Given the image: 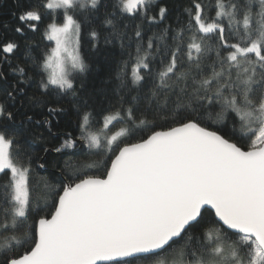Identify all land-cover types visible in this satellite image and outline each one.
<instances>
[{
  "label": "snow or ice",
  "instance_id": "1",
  "mask_svg": "<svg viewBox=\"0 0 264 264\" xmlns=\"http://www.w3.org/2000/svg\"><path fill=\"white\" fill-rule=\"evenodd\" d=\"M18 6L21 11L13 15L21 22H40L42 14H55L47 35L56 47L43 63L41 97L32 98L37 106L46 105L43 97L53 91L75 93L77 75L87 68L79 51L82 25L102 7L103 22L113 30L116 11L149 23L163 21L168 13L158 0L107 5L103 0H18ZM214 7L215 15L206 18L202 4L195 3L194 12L184 9L187 23L178 31L171 33V26L163 30L159 39L171 35L172 44L156 48L158 63L164 65L157 72L158 83L149 87L146 79L155 56L150 60L145 54L137 61L131 74L135 87L128 82L127 62L122 65L116 77L117 103L102 117L111 153L104 171L65 177L47 211L39 206V197L33 200L31 164L16 162L14 138L0 131V175L8 177L0 183V264H163L151 258L171 248L175 238L184 241L180 264H264V0H215ZM154 9L156 15H150ZM28 27L35 30V24ZM14 31L23 33L21 27ZM89 35L100 37L95 29ZM135 37L139 53L145 34L138 25ZM115 38L110 31L105 43ZM205 41L219 47L213 51ZM154 43L148 37L146 47L153 49ZM18 50L15 41L0 45V80H7L4 64L25 77L6 91L10 99L29 79L27 66H12L10 57ZM48 111L54 115L64 109ZM152 111L163 114L165 121L168 112L177 118L171 124L153 122L150 134L133 142L134 130L149 123L140 116ZM229 113L238 118L242 135H236L235 119L231 129L225 123ZM77 114L86 130L93 114L80 108ZM0 118L13 119L3 103ZM114 122L126 126L109 135ZM84 139L89 148L102 146L98 133L89 132Z\"/></svg>",
  "mask_w": 264,
  "mask_h": 264
},
{
  "label": "trees",
  "instance_id": "2",
  "mask_svg": "<svg viewBox=\"0 0 264 264\" xmlns=\"http://www.w3.org/2000/svg\"><path fill=\"white\" fill-rule=\"evenodd\" d=\"M31 2L32 0H19L21 4ZM115 2L116 0H103L105 5ZM158 2L161 6L168 8V13L163 21L157 18L155 23H149L141 18L134 19L110 7L107 9L108 11H116L114 23L117 27L115 30L103 22L105 14L103 7L97 16L91 20H84L79 37V51L87 68L85 72L77 75L75 93L65 94L59 93L58 90L53 91L50 95L43 97L48 101L46 105L37 106L33 103L32 98L41 97L40 80L41 76H46L43 70V61L53 45L52 41L46 37V29L48 24L53 21L55 14H42L40 22H21L17 16L13 15L14 13L19 14L21 11L18 0H0V45L6 40L17 42L19 50L14 58L10 57L12 66L19 63L21 67L27 66L30 69L27 82L19 85L22 90L14 91V99H10L7 97L6 91L13 90L16 82L24 80L25 77L19 73H12L8 64L3 65L7 80H0V103H3L6 109L13 113V119L3 120L0 118L3 120V123H0V131H4L8 136L14 138L12 155L16 162L24 165L31 164L29 179L33 200L35 202L39 197V206L45 208V211L50 208L57 193L60 192L61 181L65 177L74 178L75 174L84 171L90 175H99L104 171L106 157L111 153L107 152L105 146L102 117L103 114H106V109L117 103L119 81L116 77L120 74L122 65L127 62L128 82L130 86L135 87L131 85V74L137 61L145 54L149 55L150 60L155 56L157 62L151 65V73L146 77L149 87H151L152 82H159L157 72L163 70L164 67L158 63L160 53L156 48L167 49L172 44L171 35L165 40L159 39L163 30L171 26V33L178 31V26L187 23L188 18L184 9L192 8L194 12L195 3L202 4L206 18L215 15V0H158ZM150 15H156V10L154 9ZM108 18L112 19V17ZM57 22L60 21L57 20ZM30 23L35 24V30L28 27ZM4 25H8V27L5 28ZM137 25L145 34V40L139 44L141 48L139 53L136 52L138 44L135 30ZM16 27H21L23 33H16L14 31ZM93 29L100 33L98 40H93L89 35ZM110 31L117 38L112 39L110 43H105L104 38ZM188 35L190 33L185 35V42H187ZM148 37H152L155 42L153 49L146 47ZM208 44H212L213 51L219 47L218 43L214 41H205V45ZM3 55L0 53V56ZM207 55L206 52L205 57ZM181 62L183 63V61ZM205 62L208 61L205 60ZM183 70L181 68V71ZM145 72L147 70H142L141 74ZM208 74H210V70L205 73V75ZM173 82L169 81V83ZM188 83L189 90H191V80ZM179 86L182 87L183 82ZM160 99L163 100V94ZM185 102H187V98H185ZM49 107H62L64 111L53 115L49 113ZM77 108L93 114L91 124L87 129L101 134V148L88 147V143L84 139L87 132L81 127ZM217 110H219V106H217ZM228 116L229 119L225 123L231 129L233 127L232 119H235L236 135H242L238 118H235L234 113H229ZM28 117L31 119L29 120ZM167 117V121H165L163 114H157L154 111L140 116V119H147L149 123L135 129L130 139L134 142L141 137L146 138L154 126L153 122L155 125L171 124L177 118L173 112H168ZM46 120L50 123H45ZM122 126L126 125L114 122V126H109L108 134L118 131ZM219 126L221 125H213V127ZM73 141L75 142L73 147H62L66 142ZM58 147L62 149L59 153L54 151ZM46 148L47 152H45ZM41 164L44 167H40ZM85 164L94 165V167L85 169ZM7 179V176L0 175V183ZM44 198L47 199V207ZM176 241L167 251L161 252L158 257L154 256L151 259L153 261L160 259L164 261V264H169L166 263V259L169 260L173 255L180 257L179 251L184 241L180 238H176ZM105 264H115V262Z\"/></svg>",
  "mask_w": 264,
  "mask_h": 264
},
{
  "label": "rangeland",
  "instance_id": "3",
  "mask_svg": "<svg viewBox=\"0 0 264 264\" xmlns=\"http://www.w3.org/2000/svg\"><path fill=\"white\" fill-rule=\"evenodd\" d=\"M52 22V21H51ZM50 22V23H51ZM46 37L48 38V35H47V29H46ZM52 41V43H53V45H52V48H51V50H50V52L47 54V56L49 55V54H51V51H52V49H54L55 47H56V42L54 41V40H51ZM46 56V57H47ZM46 57H45V59H46ZM44 59V60H45ZM43 63H44V61H43ZM87 133L86 134H88L89 132H91V133H98L97 131H89L88 129H86L85 130ZM98 134H100V133H98ZM100 136H101V134H100ZM173 257V258H172ZM169 260L168 259H166V263H169V264H180V257L179 256H172ZM163 264H164V261H163Z\"/></svg>",
  "mask_w": 264,
  "mask_h": 264
},
{
  "label": "water",
  "instance_id": "4",
  "mask_svg": "<svg viewBox=\"0 0 264 264\" xmlns=\"http://www.w3.org/2000/svg\"><path fill=\"white\" fill-rule=\"evenodd\" d=\"M176 239V238H175ZM105 263H108V262H105Z\"/></svg>",
  "mask_w": 264,
  "mask_h": 264
}]
</instances>
